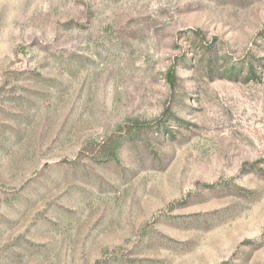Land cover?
Here are the masks:
<instances>
[{
  "label": "rangeland",
  "instance_id": "obj_1",
  "mask_svg": "<svg viewBox=\"0 0 264 264\" xmlns=\"http://www.w3.org/2000/svg\"><path fill=\"white\" fill-rule=\"evenodd\" d=\"M0 264H264V0H0Z\"/></svg>",
  "mask_w": 264,
  "mask_h": 264
}]
</instances>
